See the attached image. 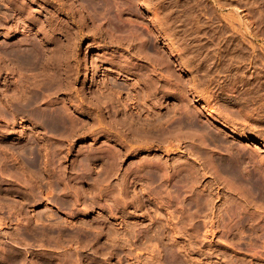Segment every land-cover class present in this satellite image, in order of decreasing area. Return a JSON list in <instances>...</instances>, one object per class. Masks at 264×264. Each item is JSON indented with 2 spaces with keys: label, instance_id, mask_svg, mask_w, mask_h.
I'll list each match as a JSON object with an SVG mask.
<instances>
[{
  "label": "rangeland",
  "instance_id": "374dc122",
  "mask_svg": "<svg viewBox=\"0 0 264 264\" xmlns=\"http://www.w3.org/2000/svg\"><path fill=\"white\" fill-rule=\"evenodd\" d=\"M189 4L0 0V264H264V0Z\"/></svg>",
  "mask_w": 264,
  "mask_h": 264
},
{
  "label": "bare ground",
  "instance_id": "6f19581e",
  "mask_svg": "<svg viewBox=\"0 0 264 264\" xmlns=\"http://www.w3.org/2000/svg\"><path fill=\"white\" fill-rule=\"evenodd\" d=\"M59 5H60V8H62L61 4H59ZM189 5H190V9H189V11H190V16H189L190 30L188 31V33H189L188 37H189V40H190V43H189L190 45H188L189 49H188V53H187L188 55L187 56L189 58L190 65L193 66L194 68H198V69L207 68L210 65L209 63L205 64L206 62H204V61L203 62H200V61L196 62V55L198 54V55L202 56L203 54H205L204 52L207 49V47H206L207 45L205 44L206 45L205 46L203 44V42L201 41L202 38H198V36H196V37L198 39H200V40L197 39L198 42L195 41V39H196L195 35H194V26H195V22H194L195 21L194 20V12H195L194 11V7L195 6L193 5V0H190V4ZM146 8H147V10L149 12L152 11V9H150L148 6ZM232 17H234V16H232ZM232 17H230V18H232ZM230 18H228V19H230ZM234 21H235V19H234ZM234 21L232 22V24L231 23L230 24L234 25ZM198 25H200L199 21H198ZM228 26H230V25H228ZM203 28H204V26H203ZM232 28H233V26H232ZM232 28H230V29H232ZM195 30H197V29H195ZM229 43H231V42H229ZM238 45L239 46H233V44L231 43L229 51L227 50L228 53L227 52L223 53L222 51H218V52L216 51L215 52L213 47L211 48L210 46H208L209 48H211L213 50L214 53L212 55L211 54V50L208 48V51H207L206 55L209 58L217 56L220 60H222V62H220V64L218 63V65L215 66V68L220 69L222 71L226 70V69H230V68L241 69V70H244V71L249 70L251 68H256L258 59L263 58V57H261L262 55L260 53H257V54L255 53L257 51V49H258L257 46L254 45L253 43H251L249 38L248 39H246V38L240 39ZM168 46H169L170 53H173V54L176 55L179 52V48H176L174 45L169 44ZM239 47H240V50H238ZM260 48H261V46H260ZM33 49H34V47H33ZM5 50H6L7 56L9 57L8 63L6 65V71H9L11 74H13V71L16 70V69L14 70L16 65H22V66H25V67L27 66L28 67L30 64H33L34 67L36 65L38 68H43V70L50 67L49 64L45 63L44 61L43 62L41 61L42 60V56L40 54L38 55V57H39L38 58V62L35 64L34 61L29 62L27 60V58H23L21 56V54H19V52L17 50H15L14 46L12 48H10V49L6 48ZM260 50L263 51L264 47H262ZM25 57H26V55H25ZM44 57H46V56H44ZM21 58L23 60H21ZM20 60H21V62H20ZM179 60L181 62H183L182 59L179 58ZM27 67L25 69H27ZM31 68H32V66H31ZM8 99H9L8 100L9 101V106H8L9 110H7V115L9 113L11 114L13 111L15 113V112H20V111L23 110L22 108H20V106L17 105L16 98H15L14 94L10 95V97ZM29 105H30V103L27 106H29ZM202 109H206V107H202ZM12 114H11V116H12ZM1 115H3V113ZM14 115L15 114H13V116ZM46 123L49 124L48 120L46 121ZM222 162H224V161H222ZM223 165H225V164L223 163ZM219 167H220V165H219ZM222 167H224V166H222Z\"/></svg>",
  "mask_w": 264,
  "mask_h": 264
}]
</instances>
